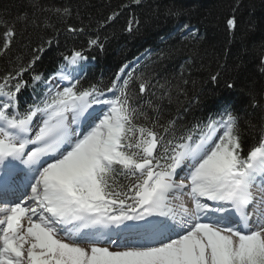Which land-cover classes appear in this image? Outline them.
Here are the masks:
<instances>
[{"label": "snow or ice", "instance_id": "obj_1", "mask_svg": "<svg viewBox=\"0 0 264 264\" xmlns=\"http://www.w3.org/2000/svg\"><path fill=\"white\" fill-rule=\"evenodd\" d=\"M16 36L4 22L0 55ZM43 51L0 76V264H264V126L245 154L230 106L179 131L149 101L157 115L137 123L136 96H170L169 82L134 80L125 65L106 89L81 87L68 70L87 59L78 50L51 77L32 74L43 90L21 109Z\"/></svg>", "mask_w": 264, "mask_h": 264}, {"label": "trees", "instance_id": "obj_2", "mask_svg": "<svg viewBox=\"0 0 264 264\" xmlns=\"http://www.w3.org/2000/svg\"><path fill=\"white\" fill-rule=\"evenodd\" d=\"M64 9L70 15H64ZM113 13L115 18L109 20ZM233 16L237 23L231 30L227 20ZM4 22L15 25L17 36L12 48L0 55V76L26 65L37 48L44 49L35 66L24 73L29 86L18 94L21 108L43 90L40 82L32 86V74L49 78L74 50L87 57L77 65L87 69L80 80L84 88L109 86L116 71L142 56L134 80L144 74L153 84L168 81L171 95L160 99L157 91L155 96H136L133 103L145 114L138 116L137 123H150L157 115L149 101L159 105L160 123L177 119L179 131L206 122L230 106L238 118L245 154L260 139L264 0H140L139 4L134 0H0V43ZM185 24L187 29L182 27ZM69 27L83 31L73 33ZM93 39H99L102 47L90 45ZM47 41H52L50 46ZM131 90L138 92L136 83H130ZM116 179L123 182L124 178L117 175Z\"/></svg>", "mask_w": 264, "mask_h": 264}, {"label": "rangeland", "instance_id": "obj_3", "mask_svg": "<svg viewBox=\"0 0 264 264\" xmlns=\"http://www.w3.org/2000/svg\"><path fill=\"white\" fill-rule=\"evenodd\" d=\"M110 250H119V249H110Z\"/></svg>", "mask_w": 264, "mask_h": 264}, {"label": "bare ground", "instance_id": "obj_4", "mask_svg": "<svg viewBox=\"0 0 264 264\" xmlns=\"http://www.w3.org/2000/svg\"><path fill=\"white\" fill-rule=\"evenodd\" d=\"M51 77V76H50Z\"/></svg>", "mask_w": 264, "mask_h": 264}]
</instances>
